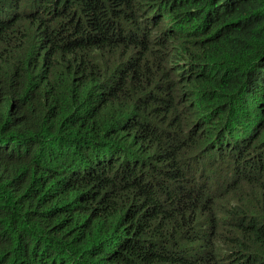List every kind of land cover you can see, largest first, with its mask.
I'll use <instances>...</instances> for the list:
<instances>
[{"label":"trees","instance_id":"1","mask_svg":"<svg viewBox=\"0 0 264 264\" xmlns=\"http://www.w3.org/2000/svg\"><path fill=\"white\" fill-rule=\"evenodd\" d=\"M0 264H264V0H0Z\"/></svg>","mask_w":264,"mask_h":264},{"label":"clouds","instance_id":"2","mask_svg":"<svg viewBox=\"0 0 264 264\" xmlns=\"http://www.w3.org/2000/svg\"><path fill=\"white\" fill-rule=\"evenodd\" d=\"M205 175H207V176H210V175H212V177H209V180L208 181H206V180H203V183L204 182H207L206 184H208L209 185V183H210V179H212V180H215V179H213V178H219V177H224V178H226V179H229V180H231V176L230 175H228V174H226L225 173V170H223L222 168H210V169H208L207 171H205V173H204ZM155 206H156V204H155ZM157 207V206H156Z\"/></svg>","mask_w":264,"mask_h":264},{"label":"rangeland","instance_id":"3","mask_svg":"<svg viewBox=\"0 0 264 264\" xmlns=\"http://www.w3.org/2000/svg\"><path fill=\"white\" fill-rule=\"evenodd\" d=\"M221 239V238H220ZM118 241V238L116 237V235H110L109 236V238L106 240V242H107V245L109 246V247H112L113 246V241Z\"/></svg>","mask_w":264,"mask_h":264}]
</instances>
